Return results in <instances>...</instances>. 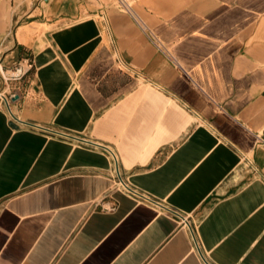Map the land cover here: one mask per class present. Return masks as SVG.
Segmentation results:
<instances>
[{
	"label": "crops",
	"instance_id": "0c3cea01",
	"mask_svg": "<svg viewBox=\"0 0 264 264\" xmlns=\"http://www.w3.org/2000/svg\"><path fill=\"white\" fill-rule=\"evenodd\" d=\"M129 3L0 0V264H264V0Z\"/></svg>",
	"mask_w": 264,
	"mask_h": 264
},
{
	"label": "built area",
	"instance_id": "2783aa9c",
	"mask_svg": "<svg viewBox=\"0 0 264 264\" xmlns=\"http://www.w3.org/2000/svg\"><path fill=\"white\" fill-rule=\"evenodd\" d=\"M117 2L122 8L131 11L130 3L127 0H117ZM31 67H32V62L30 60L28 59L20 60L12 68L2 73V76L6 81L20 80L30 70ZM61 135H65V134L61 133ZM81 145L90 146L88 142H81ZM104 148L110 155L114 165L117 167V162H118L117 155L110 148L107 147ZM113 187L116 190H119L124 194L131 196L132 198H134V200H136V202L149 205L155 209L161 208L160 212L172 218L177 225L179 226L188 225L191 232L192 233L194 232V226L193 223L191 222V217L189 216V214L183 213L175 208L162 206L160 202L138 191L136 188L129 186L126 182H124L121 179L119 175H118V179L116 181H113Z\"/></svg>",
	"mask_w": 264,
	"mask_h": 264
},
{
	"label": "rangeland",
	"instance_id": "374dc122",
	"mask_svg": "<svg viewBox=\"0 0 264 264\" xmlns=\"http://www.w3.org/2000/svg\"><path fill=\"white\" fill-rule=\"evenodd\" d=\"M128 2H129V0H128Z\"/></svg>",
	"mask_w": 264,
	"mask_h": 264
}]
</instances>
